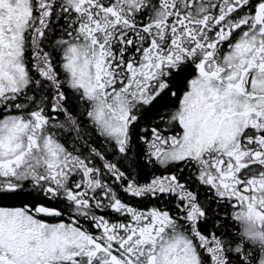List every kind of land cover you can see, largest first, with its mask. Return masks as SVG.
Wrapping results in <instances>:
<instances>
[{
  "label": "snow or ice",
  "instance_id": "snow-or-ice-1",
  "mask_svg": "<svg viewBox=\"0 0 264 264\" xmlns=\"http://www.w3.org/2000/svg\"><path fill=\"white\" fill-rule=\"evenodd\" d=\"M0 264H264V0H0Z\"/></svg>",
  "mask_w": 264,
  "mask_h": 264
}]
</instances>
